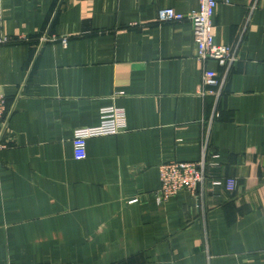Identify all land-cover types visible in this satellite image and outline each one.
I'll list each match as a JSON object with an SVG mask.
<instances>
[{
	"label": "crops",
	"instance_id": "crops-1",
	"mask_svg": "<svg viewBox=\"0 0 264 264\" xmlns=\"http://www.w3.org/2000/svg\"><path fill=\"white\" fill-rule=\"evenodd\" d=\"M200 0H0V264H264V0H219L215 41L237 49L222 97L202 96L193 23L158 21ZM67 39V43H64ZM124 108L127 129L80 127ZM218 163L204 198L165 203L160 165ZM138 198L136 202L132 199Z\"/></svg>",
	"mask_w": 264,
	"mask_h": 264
},
{
	"label": "built area",
	"instance_id": "built-area-1",
	"mask_svg": "<svg viewBox=\"0 0 264 264\" xmlns=\"http://www.w3.org/2000/svg\"><path fill=\"white\" fill-rule=\"evenodd\" d=\"M229 1V0H227ZM219 0H200V6L190 12H180L173 7H165L159 10L158 21L193 23L194 35L198 44L197 59L203 65L214 60L222 68L213 70L203 68L202 84L200 94L202 96H213L218 102L222 97L228 76L233 66L238 61L237 49L231 45L218 44L215 41L216 26L214 18ZM12 38L5 34H0V66L1 48L10 42ZM67 43V39H64ZM11 108L7 97L1 91L0 86V152L4 150L8 143L4 140L9 128V118ZM127 113L124 108L108 106L101 109L100 123L95 126L80 127L74 132L73 144L75 156L79 159L87 156V140L94 136L116 134L127 129ZM207 143L204 145L203 157L198 161H170L160 165L161 186L154 193L155 199L159 203H165L182 192H190L194 197L204 198L209 186L224 185L229 191L237 188L236 178H216L212 169L218 163L210 161L207 156ZM132 199V202L138 201Z\"/></svg>",
	"mask_w": 264,
	"mask_h": 264
}]
</instances>
